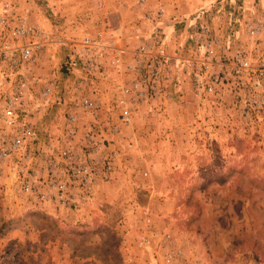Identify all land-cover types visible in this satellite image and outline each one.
Instances as JSON below:
<instances>
[{
  "label": "rangeland",
  "instance_id": "obj_1",
  "mask_svg": "<svg viewBox=\"0 0 264 264\" xmlns=\"http://www.w3.org/2000/svg\"><path fill=\"white\" fill-rule=\"evenodd\" d=\"M180 1L183 12L173 14L177 0H169L164 19L129 10L117 19V6L132 0H17L28 21L67 42L49 39L25 67L39 109L32 165L48 174L43 151L52 145L91 154L99 173L74 208L24 192L14 159L2 163L0 264H264V0ZM101 19L105 28L95 24ZM98 33H111L122 50L156 35L165 45L163 91L134 103L128 121L116 91L132 77L122 67L84 74L67 45ZM208 42L216 43L211 56ZM239 56L248 66L237 76ZM204 66L223 81L198 95L193 75ZM82 98L95 102V113L73 108ZM68 113L78 118L73 139Z\"/></svg>",
  "mask_w": 264,
  "mask_h": 264
},
{
  "label": "built area",
  "instance_id": "obj_2",
  "mask_svg": "<svg viewBox=\"0 0 264 264\" xmlns=\"http://www.w3.org/2000/svg\"><path fill=\"white\" fill-rule=\"evenodd\" d=\"M146 1L138 0L137 4L142 6ZM163 15L164 10L159 7L151 17L160 19ZM151 17L148 15V18ZM48 40L49 34L42 23L30 22L20 14L17 0H0V165L14 159L15 165L20 167L18 180L24 192L42 199L52 196L58 204L69 202L72 207L77 208L80 199H85V189L94 180L96 173H99V162L87 157L91 154L82 156L71 149L44 145V158H41L44 165L51 166V170L47 174L42 171L43 168L36 169L32 165L38 141L41 149L39 134L33 123L35 110L39 109L38 104L29 98L36 92L25 77V67L35 62ZM152 40L151 44L122 50L116 46L111 33H98L94 37L83 36L74 49L75 55L82 59L84 74L97 72L107 75L109 70L122 67L132 77L131 81L118 87L116 91V106L121 111L120 118L123 122L130 119V108L134 103L156 97L163 91L169 60L161 38L156 35ZM215 44L207 43L208 56L213 55L211 49ZM72 63L70 61L68 64L69 68ZM247 66L243 57H237L233 66L234 75L240 76ZM207 70L208 67L204 66L193 75V86L198 95L214 91L215 86L223 81L218 75L207 76ZM50 94L48 87H43L39 92L44 99L49 98ZM74 107L80 112L95 113L96 104L90 98H82L74 102ZM77 121L76 113H68L65 117L66 135L69 139L77 135ZM90 142L96 144L91 137L88 139V143ZM113 157L110 156V159ZM110 159L107 160V173L112 169ZM37 182L46 183L49 194L38 190ZM74 188L80 191V198L72 195Z\"/></svg>",
  "mask_w": 264,
  "mask_h": 264
},
{
  "label": "crops",
  "instance_id": "obj_3",
  "mask_svg": "<svg viewBox=\"0 0 264 264\" xmlns=\"http://www.w3.org/2000/svg\"><path fill=\"white\" fill-rule=\"evenodd\" d=\"M20 1V0H19ZM137 2H138V0H132V7L131 6H129L128 7V5L127 4H119V6H117V9L119 10V11H117L118 13H119V15L120 16H118V18L117 19H122L123 17V14L122 13H126V12H132L133 13V15L134 14H136V15H138V19H139V17H140V19H150V18H148V13L149 12H151V13H155L156 12V10L159 8V7H161V8H163V10H164V16L163 17H161L160 19H164V18H167V16H169V15H167V13H169V4H168V2H169V0H147L146 1V3L144 4V5H142V6H140V5H138L137 4ZM177 5L175 6L176 7V9H177V11L175 10L174 12H176V13H173V14H181L183 11H181V7H182V1H180V0H177ZM173 5H175V3L173 2ZM178 6V7H177ZM190 7V5H188L187 6V8H189ZM129 10V11H128ZM147 14V16H146V18H145V15ZM177 16V18H178V15H176ZM149 17H151V15H149ZM99 19V18H98ZM134 19H137V17L136 18H134ZM151 19H152V17H151ZM33 20H35V19H33ZM104 20V19H103ZM103 20L101 19V20H97V21H95V24H99V25H101L103 28H105L106 26H104L103 25ZM36 21V20H35ZM35 21H33V22H35ZM42 23L44 24V22L42 21ZM122 24H123V22H122ZM44 26H45V29L47 30L46 32L49 34V39H51V38H56V39H58V41H60L59 43L60 44H62V43H67L66 41L64 42L63 40H65L64 39V35H61V34H59L58 36H56V35H53L52 33H51V30H50V28H48L47 27V25L46 24H44ZM122 27L123 26H121V29H122ZM111 30V29H110ZM112 31V33L114 34V33H116V32H114L113 30H111ZM122 32H123V34H124V31L122 30L121 31V34H122ZM122 34V35H123ZM117 35V34H116ZM136 35V34H135ZM135 35H134V37H135ZM53 36H55V37H53ZM133 39V38H132ZM120 42L122 41V39H120L119 40ZM68 46H69V48L70 49H72V50H74V47H72L73 45H71V44H67ZM131 47V46H130ZM131 48H133V45H132V47Z\"/></svg>",
  "mask_w": 264,
  "mask_h": 264
}]
</instances>
